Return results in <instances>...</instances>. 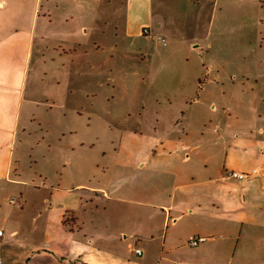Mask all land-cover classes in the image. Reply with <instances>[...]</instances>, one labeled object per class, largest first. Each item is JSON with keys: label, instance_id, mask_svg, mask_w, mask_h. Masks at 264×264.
<instances>
[{"label": "crops", "instance_id": "0c3cea01", "mask_svg": "<svg viewBox=\"0 0 264 264\" xmlns=\"http://www.w3.org/2000/svg\"><path fill=\"white\" fill-rule=\"evenodd\" d=\"M131 5L132 0H44V4L42 0H0V54L15 56L12 47L25 41L27 56L34 53L45 58L48 54L52 65L56 63L54 57L68 60L69 65H75L78 77L94 82L101 67L106 69L107 64L108 73L114 70L109 65L116 48L108 34L110 24L115 23L114 10ZM41 8L39 40H47L44 50L34 45ZM205 70L207 74L222 73L218 67L202 72ZM198 76H189L194 82L198 79V85L193 82L189 89L199 90V95L180 110L182 119L177 116L183 123L180 127L175 124V149L146 154V162L140 167L115 160L106 184H73V189L86 191L80 192L81 199H104L114 207L108 211L103 228L79 226L70 230L63 213H57L55 218L47 217L44 237L39 241L36 223L41 212L35 224L24 226L23 213L11 207L18 203L0 195V264H252L260 258L264 264V89L257 90L259 78L264 76L253 78L251 92L257 102L249 114L239 102L230 103L232 88L225 86L223 76L203 82L201 73ZM246 84L244 79L239 82L241 98L236 100L243 98ZM21 94L19 85L0 81L1 191L17 192L23 185L11 167V142L20 116ZM218 104L219 113L215 112ZM90 105L97 104L93 100ZM140 131L142 126L125 135L122 131L117 158L122 151L133 155V149L123 150L122 146L125 137ZM206 134L212 145L207 143L202 148ZM154 143L163 148L162 139ZM254 169L258 172L252 174ZM230 171L249 175L239 180L229 177ZM69 189L63 188L61 193H74ZM95 213L96 217L103 215L99 203ZM122 234L127 250L116 254L113 238ZM191 236L205 239L190 246Z\"/></svg>", "mask_w": 264, "mask_h": 264}, {"label": "rangeland", "instance_id": "374dc122", "mask_svg": "<svg viewBox=\"0 0 264 264\" xmlns=\"http://www.w3.org/2000/svg\"><path fill=\"white\" fill-rule=\"evenodd\" d=\"M114 12L115 23L108 28L116 48L109 65L114 70L108 73L106 64L94 82L78 77L75 65H69L68 60L54 57L56 63L52 65V57L46 52L45 58L34 53L27 56L25 41L12 47L15 56L0 54V81L19 85L23 93L11 142V167L23 185L17 192L0 190V195L18 203L11 207L23 213L24 226L35 224L41 212L36 240L44 237L47 217L55 218L57 213H63L70 230L79 226L103 228L108 211L114 207L104 199H81L80 192L86 191L73 189V184H106L115 160L140 167L146 162V154L175 149V124L180 127L183 123L177 116L199 95V90L189 89L194 82L189 76L197 78L201 73V82L223 76L225 86L232 88L230 103L239 102L245 113H252L257 102L251 84L253 78L264 76V0H132L129 9L116 7ZM40 13L33 43L44 50L47 40H39L42 8ZM143 28H149L154 38L164 37L166 46L144 35ZM208 67H218L222 73L202 72ZM242 79L247 82L245 93L236 100L241 98ZM259 79L257 90H262L264 79ZM194 83L198 85V79ZM93 100L97 105L91 107ZM218 108L215 112H222L219 104ZM93 109L96 112H90ZM231 109L234 113V107ZM141 126L142 131L129 134L122 146L123 150L133 149V155L122 151L117 158L122 131L125 135ZM158 139L164 141L163 148L154 143ZM206 139L202 148L207 143L212 145L208 134ZM66 187L74 193L62 194ZM97 203L103 214L99 217L95 216ZM125 239L123 234L114 235L115 245L110 243L116 254L126 252ZM262 261L255 259L252 264Z\"/></svg>", "mask_w": 264, "mask_h": 264}, {"label": "built area", "instance_id": "2783aa9c", "mask_svg": "<svg viewBox=\"0 0 264 264\" xmlns=\"http://www.w3.org/2000/svg\"><path fill=\"white\" fill-rule=\"evenodd\" d=\"M142 33L144 35H147V36H150L151 38H154L153 34L151 33V30L149 28H143L142 30ZM156 39L158 42H160L162 45H166V39L164 37H160V36H157ZM258 170L257 169H254L252 170V174H255L257 173ZM249 174L247 173H243V172H237V171H230L228 173V176L229 177H232V178H236V179H244L245 177H247ZM11 201H14V199H11ZM3 234V229H0V236H2ZM205 238L204 237H195V236H191L188 240V244L190 246H196L199 242L203 241ZM138 253H140L139 250H137ZM1 261V259H0Z\"/></svg>", "mask_w": 264, "mask_h": 264}]
</instances>
